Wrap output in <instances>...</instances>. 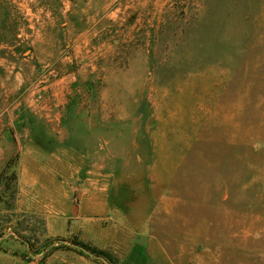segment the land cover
Segmentation results:
<instances>
[{
    "label": "rangeland",
    "instance_id": "obj_1",
    "mask_svg": "<svg viewBox=\"0 0 264 264\" xmlns=\"http://www.w3.org/2000/svg\"><path fill=\"white\" fill-rule=\"evenodd\" d=\"M67 147L149 264H264V0H0V264H119L17 205Z\"/></svg>",
    "mask_w": 264,
    "mask_h": 264
},
{
    "label": "crops",
    "instance_id": "obj_2",
    "mask_svg": "<svg viewBox=\"0 0 264 264\" xmlns=\"http://www.w3.org/2000/svg\"><path fill=\"white\" fill-rule=\"evenodd\" d=\"M75 153L67 147L64 149L66 161L50 164V168L26 164L19 181V209L43 216L46 233L51 238L61 239L74 234L89 245L116 242L113 247H99L110 251L119 259V264H149L145 252L136 250L135 246L130 247L128 239L118 237V231L107 237L109 232L102 221L109 212V204L101 181L87 180L79 199L74 197L75 182L81 172L95 168L94 164L83 162L82 158L78 161L69 159Z\"/></svg>",
    "mask_w": 264,
    "mask_h": 264
},
{
    "label": "trees",
    "instance_id": "obj_3",
    "mask_svg": "<svg viewBox=\"0 0 264 264\" xmlns=\"http://www.w3.org/2000/svg\"><path fill=\"white\" fill-rule=\"evenodd\" d=\"M79 245L83 248H86L90 251H92L93 253H100V254H103V255H107V252L105 250H101L95 246H90L89 244L87 243H84L82 241H79Z\"/></svg>",
    "mask_w": 264,
    "mask_h": 264
}]
</instances>
